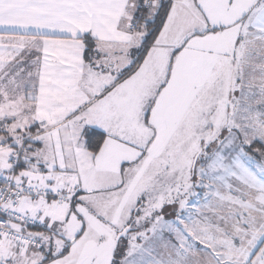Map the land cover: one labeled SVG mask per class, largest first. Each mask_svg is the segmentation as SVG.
<instances>
[{
  "label": "snow or ice",
  "instance_id": "6c2138e0",
  "mask_svg": "<svg viewBox=\"0 0 264 264\" xmlns=\"http://www.w3.org/2000/svg\"><path fill=\"white\" fill-rule=\"evenodd\" d=\"M0 264H264V0H0Z\"/></svg>",
  "mask_w": 264,
  "mask_h": 264
}]
</instances>
